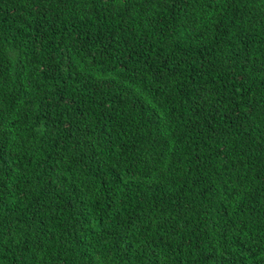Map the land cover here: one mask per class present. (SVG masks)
<instances>
[{
  "label": "trees",
  "instance_id": "1",
  "mask_svg": "<svg viewBox=\"0 0 264 264\" xmlns=\"http://www.w3.org/2000/svg\"><path fill=\"white\" fill-rule=\"evenodd\" d=\"M0 264H264V0H0Z\"/></svg>",
  "mask_w": 264,
  "mask_h": 264
}]
</instances>
